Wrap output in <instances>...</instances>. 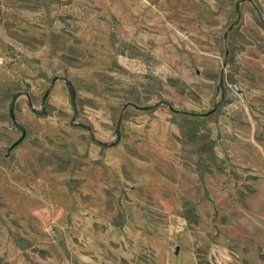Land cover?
Segmentation results:
<instances>
[{
  "label": "rangeland",
  "instance_id": "1",
  "mask_svg": "<svg viewBox=\"0 0 264 264\" xmlns=\"http://www.w3.org/2000/svg\"><path fill=\"white\" fill-rule=\"evenodd\" d=\"M0 264H264V0H0Z\"/></svg>",
  "mask_w": 264,
  "mask_h": 264
},
{
  "label": "water",
  "instance_id": "2",
  "mask_svg": "<svg viewBox=\"0 0 264 264\" xmlns=\"http://www.w3.org/2000/svg\"><path fill=\"white\" fill-rule=\"evenodd\" d=\"M24 136V135H23Z\"/></svg>",
  "mask_w": 264,
  "mask_h": 264
}]
</instances>
